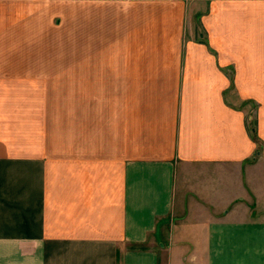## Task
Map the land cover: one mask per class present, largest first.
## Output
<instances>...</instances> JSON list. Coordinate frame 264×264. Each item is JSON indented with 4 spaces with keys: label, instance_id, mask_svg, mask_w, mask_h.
<instances>
[{
    "label": "crops",
    "instance_id": "1",
    "mask_svg": "<svg viewBox=\"0 0 264 264\" xmlns=\"http://www.w3.org/2000/svg\"><path fill=\"white\" fill-rule=\"evenodd\" d=\"M262 196L264 0H0V264H264Z\"/></svg>",
    "mask_w": 264,
    "mask_h": 264
},
{
    "label": "rangeland",
    "instance_id": "2",
    "mask_svg": "<svg viewBox=\"0 0 264 264\" xmlns=\"http://www.w3.org/2000/svg\"><path fill=\"white\" fill-rule=\"evenodd\" d=\"M74 37H75V31H73ZM70 43L75 44L74 41L70 39ZM70 54L75 55V46L70 47ZM69 66L71 68L75 67V62L69 63ZM75 74V72H74ZM69 83L66 85H58L54 86V91H57L58 94L54 95L56 97H59L61 101L64 102V107L67 108V111L69 113V119H74L75 120V100H76V85H75V78L73 79H68ZM66 103H68L66 105ZM263 197V196H262ZM264 198V197H263ZM260 209V213H264V207L262 206ZM257 209V211L259 210ZM258 212V213H259Z\"/></svg>",
    "mask_w": 264,
    "mask_h": 264
}]
</instances>
